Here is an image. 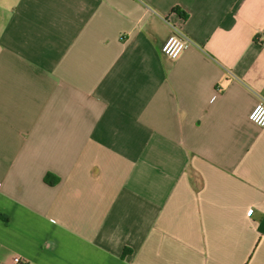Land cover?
Masks as SVG:
<instances>
[{
	"label": "crops",
	"instance_id": "obj_1",
	"mask_svg": "<svg viewBox=\"0 0 264 264\" xmlns=\"http://www.w3.org/2000/svg\"><path fill=\"white\" fill-rule=\"evenodd\" d=\"M261 100L264 0H0V264H264Z\"/></svg>",
	"mask_w": 264,
	"mask_h": 264
},
{
	"label": "built area",
	"instance_id": "obj_2",
	"mask_svg": "<svg viewBox=\"0 0 264 264\" xmlns=\"http://www.w3.org/2000/svg\"><path fill=\"white\" fill-rule=\"evenodd\" d=\"M192 41L179 28L166 39L162 46L164 55L172 60L177 59L190 45ZM249 120L257 126L264 127V100L258 102L249 113ZM20 258L14 259L15 263H20Z\"/></svg>",
	"mask_w": 264,
	"mask_h": 264
}]
</instances>
